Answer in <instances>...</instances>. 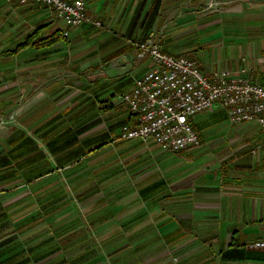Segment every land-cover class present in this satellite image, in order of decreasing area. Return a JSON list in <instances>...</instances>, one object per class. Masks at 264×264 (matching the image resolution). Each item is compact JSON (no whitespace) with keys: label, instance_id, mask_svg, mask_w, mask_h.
<instances>
[{"label":"crops","instance_id":"crops-1","mask_svg":"<svg viewBox=\"0 0 264 264\" xmlns=\"http://www.w3.org/2000/svg\"><path fill=\"white\" fill-rule=\"evenodd\" d=\"M84 1L104 25L64 35L47 4L0 0L1 264H264L258 124L216 103L197 146L117 139L137 123L120 93L152 65L128 38L161 31L204 72L264 84V0Z\"/></svg>","mask_w":264,"mask_h":264},{"label":"built area","instance_id":"built-area-1","mask_svg":"<svg viewBox=\"0 0 264 264\" xmlns=\"http://www.w3.org/2000/svg\"><path fill=\"white\" fill-rule=\"evenodd\" d=\"M36 1L47 4L54 17L65 24L64 35L69 34L70 27L83 23L104 25L100 18L88 12L84 0ZM222 3L223 0H202L201 7L205 11H218ZM161 36V31L153 30L147 39H127L137 57L149 58L152 65L135 78L130 89L120 93L137 123H125L117 139L154 138L172 150L197 146L201 137L192 116L213 108L216 103L226 109L231 123L250 121L264 131L263 83L254 81L245 73L246 69L240 73L219 69L208 74L197 59L164 50ZM255 244L264 246V240Z\"/></svg>","mask_w":264,"mask_h":264},{"label":"rangeland","instance_id":"rangeland-1","mask_svg":"<svg viewBox=\"0 0 264 264\" xmlns=\"http://www.w3.org/2000/svg\"><path fill=\"white\" fill-rule=\"evenodd\" d=\"M13 121H14V118L12 119ZM5 121H3V123H4Z\"/></svg>","mask_w":264,"mask_h":264}]
</instances>
